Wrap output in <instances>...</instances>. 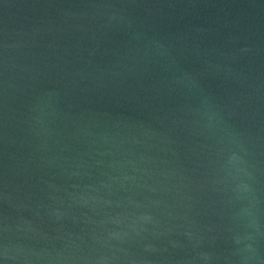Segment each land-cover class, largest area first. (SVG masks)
<instances>
[{
  "label": "water",
  "instance_id": "obj_1",
  "mask_svg": "<svg viewBox=\"0 0 264 264\" xmlns=\"http://www.w3.org/2000/svg\"><path fill=\"white\" fill-rule=\"evenodd\" d=\"M246 162L264 259V0H0V264H254Z\"/></svg>",
  "mask_w": 264,
  "mask_h": 264
},
{
  "label": "clouds",
  "instance_id": "obj_2",
  "mask_svg": "<svg viewBox=\"0 0 264 264\" xmlns=\"http://www.w3.org/2000/svg\"><path fill=\"white\" fill-rule=\"evenodd\" d=\"M249 168L250 165L248 164V162H246V168L244 169V171L246 172L247 183L241 182L240 185H238L242 191L252 193V206H249L242 210V214L248 218V227L251 229V231L246 236L248 243L245 244L243 249V251L245 252L244 259L252 261L254 262V264H264V259L260 257L258 248L255 246L256 241L262 235V228L258 219V209L254 206L257 200V196L255 195L257 193V189H255L253 186L252 175L249 171ZM237 179L239 178L237 177Z\"/></svg>",
  "mask_w": 264,
  "mask_h": 264
}]
</instances>
